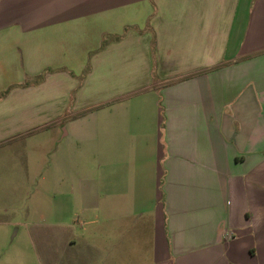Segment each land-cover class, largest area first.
Masks as SVG:
<instances>
[{
	"label": "crops",
	"instance_id": "obj_1",
	"mask_svg": "<svg viewBox=\"0 0 264 264\" xmlns=\"http://www.w3.org/2000/svg\"><path fill=\"white\" fill-rule=\"evenodd\" d=\"M15 140L0 215L49 213V264H264V0H0Z\"/></svg>",
	"mask_w": 264,
	"mask_h": 264
},
{
	"label": "rangeland",
	"instance_id": "obj_2",
	"mask_svg": "<svg viewBox=\"0 0 264 264\" xmlns=\"http://www.w3.org/2000/svg\"><path fill=\"white\" fill-rule=\"evenodd\" d=\"M25 140L27 136L23 137ZM24 141L15 140L8 144L0 145V161L10 162L11 158L14 159L25 158V155H29L30 153L24 152ZM20 149V150H19ZM101 153V152H99ZM98 151L94 149H85L82 151L80 160L82 161L81 174L84 176H92L95 175L97 160L99 159ZM105 154H107L105 152ZM45 160L49 157V154H43ZM48 159V160H49ZM10 175L13 172V169L10 168ZM103 170V168H101ZM106 169V167H105ZM128 168L124 167V165L111 166L108 168L110 173L114 175H125V172L128 173ZM58 174V170L51 167V171H47L44 173V176L54 177ZM119 175V176H120ZM47 198V202H49L50 206H55L58 204V199ZM27 201H31L32 203H37L35 199L27 200L21 198L16 200L15 203L19 208L23 206V204L27 203ZM35 201V202H34ZM0 218H3L6 222L0 225V250L6 251L8 249L7 245H15L16 247H12L10 250L16 249L18 255H24L25 258H21V264H49L47 260L50 261L51 258H55L59 254V247L54 246L56 241L62 237L61 232L56 227H51L49 225H44V221H48L52 219V216L47 212L42 211H31L30 213H25L23 209H19L15 214H2ZM23 223L32 224L28 227H25ZM69 233V232H68ZM30 241H35V246L30 245ZM57 245V243L55 244ZM14 248V249H13ZM36 252L42 258V262L32 259ZM16 253V254H17ZM2 254V253H1ZM47 257V259H46ZM44 259V260H43Z\"/></svg>",
	"mask_w": 264,
	"mask_h": 264
},
{
	"label": "trees",
	"instance_id": "obj_3",
	"mask_svg": "<svg viewBox=\"0 0 264 264\" xmlns=\"http://www.w3.org/2000/svg\"><path fill=\"white\" fill-rule=\"evenodd\" d=\"M42 76H39V78H41Z\"/></svg>",
	"mask_w": 264,
	"mask_h": 264
}]
</instances>
